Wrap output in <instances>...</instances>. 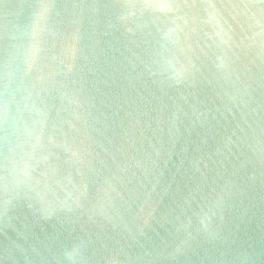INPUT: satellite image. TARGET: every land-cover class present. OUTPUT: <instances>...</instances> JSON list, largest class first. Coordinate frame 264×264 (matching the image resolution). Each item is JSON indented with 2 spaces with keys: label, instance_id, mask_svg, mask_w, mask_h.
Returning <instances> with one entry per match:
<instances>
[{
  "label": "water",
  "instance_id": "obj_1",
  "mask_svg": "<svg viewBox=\"0 0 264 264\" xmlns=\"http://www.w3.org/2000/svg\"><path fill=\"white\" fill-rule=\"evenodd\" d=\"M0 264H264V0H0Z\"/></svg>",
  "mask_w": 264,
  "mask_h": 264
}]
</instances>
